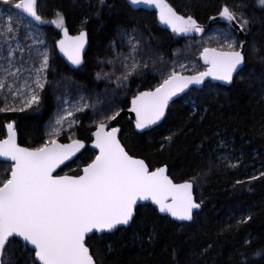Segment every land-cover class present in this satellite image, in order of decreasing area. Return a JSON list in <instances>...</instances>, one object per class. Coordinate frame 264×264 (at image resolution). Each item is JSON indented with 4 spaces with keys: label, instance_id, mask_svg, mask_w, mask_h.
Listing matches in <instances>:
<instances>
[{
    "label": "snow or ice",
    "instance_id": "snow-or-ice-1",
    "mask_svg": "<svg viewBox=\"0 0 264 264\" xmlns=\"http://www.w3.org/2000/svg\"><path fill=\"white\" fill-rule=\"evenodd\" d=\"M3 3L12 5L31 17L32 20L28 22L31 29L38 30L37 25L45 23L54 24L61 29L63 37L56 41L60 52L73 65L83 64L88 32L82 29L76 35H70L63 12L57 10L54 19L46 21L38 12V0H3ZM98 3L112 11L105 0H98ZM258 4L264 9V0H258ZM126 5L128 11H139L137 6L140 5L155 8L159 21L177 34L205 31L193 15L180 14L168 0H126ZM97 15L100 13L97 12ZM218 15L229 25L237 26L241 33H250L252 21L245 14L242 5L230 7L224 4ZM8 21L4 30L0 31V38L5 43L11 39L8 34L18 31L12 26L11 15L8 16ZM16 23L19 24L20 21L17 20ZM136 32L135 28L131 31L127 27L118 28L121 41L130 46V53L123 59L132 60L131 65L124 63L127 71L119 78L122 82L127 81L129 75L142 66L136 60V53L142 43ZM27 38L26 36L25 39ZM221 39L223 43H219ZM217 41V47H204L200 53L204 62L203 71L185 75L183 64L179 65L180 71L173 66L163 74L155 87L139 91L132 97L130 111L135 114V129L141 130L138 135L143 130H151L153 125L166 118L170 104L176 103L174 98H181V94L188 98L191 117L199 116L203 121L210 108L198 104L192 99L191 93L207 94L206 88L222 87L206 84L207 78L222 81L228 86H234L237 77L243 80L242 74L248 66L249 46L246 40L237 39L233 29L229 28L217 36ZM33 43L42 44L43 41L33 40ZM251 51L253 54L258 51L254 43ZM16 52L20 53V66L15 61ZM24 53L25 48L19 42L15 48L9 44L7 49H0V66L6 65L0 67V93L7 90L13 97H23L22 106L16 108L7 103L6 96L5 106L0 107V112H23L41 103V91L49 83V50L36 49L33 52L29 47L28 60L35 65L38 59L39 66L27 69L23 67L27 63ZM260 59L264 60V56ZM161 63H164L163 58ZM143 67L147 65L144 64ZM22 72H28L30 77L34 74V79L31 82L23 79V83L17 86V81L22 79ZM9 77L14 79L9 82ZM261 80L264 81V74ZM62 102L68 103L67 99ZM86 107L89 105L78 106L75 110L82 111ZM72 116L71 110L60 114L51 131L47 133V139L35 147L21 146L17 142L16 121L6 125L7 135L0 139V163L8 165L3 170L4 175L0 176V264H104V250L113 251L110 237L117 232L131 230L135 240L144 242L145 237L138 227L141 223L140 212L147 207L142 202L150 201L158 213L181 222H194L198 215L194 210L202 208L203 199L197 200L194 195L197 176L200 174L176 182L169 174L167 164L155 167L146 158L132 154L129 147L122 142L120 126H110L109 123L116 121L120 111L112 112L111 115L105 114L95 122L96 129L92 133L94 139L91 142L95 154L90 162L84 163L77 174H58L57 170L62 165L67 166L65 162L71 161L86 146L84 140L71 136L69 143H62L58 139L66 118ZM76 122L73 119L68 126L71 127ZM175 135L177 132L165 137V143H161L160 148L163 149L165 144L170 146ZM202 148L203 144L198 147V151ZM227 148V142L221 138L217 145L219 154L216 163L235 168L239 160L233 163L231 154L223 151ZM260 178H264V172L250 176L248 180L255 181ZM236 183L243 182L238 180ZM252 219L250 213H242L235 226L239 228ZM186 226L188 225H180ZM232 227L233 225L226 224L222 231L231 230ZM157 238L158 233L153 227L146 239L151 243ZM244 243L250 244L251 240L245 239ZM211 247L208 244L201 254H206ZM261 254H264V248L256 253ZM240 255V264H256L243 253Z\"/></svg>",
    "mask_w": 264,
    "mask_h": 264
},
{
    "label": "trees",
    "instance_id": "trees-1",
    "mask_svg": "<svg viewBox=\"0 0 264 264\" xmlns=\"http://www.w3.org/2000/svg\"><path fill=\"white\" fill-rule=\"evenodd\" d=\"M168 2L180 14L193 15L201 24H207L217 16L224 4L230 7L242 5L252 21L251 31L246 33L248 66L242 74L243 80L237 77L234 86L206 88L207 94L192 92L198 104L210 108L203 121L199 116L191 117V108L182 97L170 106L160 126L139 135L128 120L126 111L134 95L155 87L161 79L154 74L157 69L130 78L126 96L117 103L120 116L116 125L122 130V142L132 154L146 158L152 166L167 164L169 174L176 182L199 173L194 192L197 200L203 199L204 203L194 222L182 223L188 225L186 227H180L182 224L161 216L155 207L147 205L140 212L141 223L138 225L145 237L144 242L135 240L131 230L117 232L110 237L113 251L104 250V264H188L189 261L191 264H240L241 253L256 264H264V254L256 255L264 248V178L248 180V177L258 175L252 171L259 167H263L261 172H264V81L261 80L264 60L260 59L264 56V9L258 0ZM105 3L111 6L112 11L99 5L98 0H39V13L46 21L52 20L59 10L64 13L71 34L83 29L88 32L89 38L85 64L78 70H72L56 49L60 33L53 27H45L53 48L49 81H70L84 91L102 92L105 84L98 81L97 73L102 69L101 62L112 53L119 27L140 30L147 39L148 47L167 60H172L176 50L185 42L198 39L183 38L160 28L154 12L128 11L126 0H105ZM216 26L228 27L225 23H216L212 28ZM253 43L258 49L255 54L251 51ZM41 96L39 106L23 112H0V139L6 136L7 123L14 120L18 142L22 146L35 147L46 140L45 128L57 105L50 85L42 90ZM94 129L95 126L91 127L87 119L80 124L76 130L77 139L84 140L87 147L59 174H77L71 172L74 164L90 162L94 157L95 152L88 147ZM173 132H177L174 142L170 146L165 144L161 149L164 138ZM221 138L242 154L237 167L217 165V145ZM59 140L64 143L70 141L68 136ZM201 144L203 148L198 151ZM6 167L7 164L0 163V176L4 175ZM238 180L243 183L237 184ZM245 212L250 213L253 219L237 228L235 222ZM226 224L233 227L222 231ZM153 227L158 238L149 243L146 237ZM245 239H250L251 243L246 245ZM208 244L212 247L202 255Z\"/></svg>",
    "mask_w": 264,
    "mask_h": 264
},
{
    "label": "rangeland",
    "instance_id": "rangeland-1",
    "mask_svg": "<svg viewBox=\"0 0 264 264\" xmlns=\"http://www.w3.org/2000/svg\"><path fill=\"white\" fill-rule=\"evenodd\" d=\"M39 7L40 4L38 0V12H40ZM9 15L12 16V26L18 31L8 34L11 39H9L7 43H5L4 39L0 38V49H7L9 44H11L12 48H15L16 43L19 42L21 46L25 48L24 59L27 61V63H24L23 67L26 69L33 66H39L38 59L36 60L35 65H33L31 60H28L29 47L33 49V52L36 49L43 51L45 48H47L49 50L51 60L53 48L51 42L46 36L44 29L45 27L50 26L55 28L58 32H61L62 30L51 23H45L42 25L38 24V30L31 29L28 27V22L31 21L32 18H28L21 10L15 9L12 5L4 4L3 0H0V31H3L5 26L9 23ZM17 20L20 21L19 24L16 23ZM32 23L35 24L36 22L32 21ZM229 28V26H216L212 28L208 33H206L203 37L198 39H191L185 42L180 49L176 50L172 60H167L163 56L157 54L154 49L148 47L145 35L140 30L136 29V35L142 41L140 49L138 53H136V60L139 61L142 66L135 72H132L131 75H129L128 80L123 82L119 78L122 77V74L127 71L124 67V63L131 65L132 60L129 59L128 61H124L123 57L130 53V46L126 42L121 41L120 37L118 36L116 41L113 43L112 53L110 57L101 62L102 69L100 71V76H97L98 81L105 84V88L102 92H87L82 90L80 87L73 85L70 81H49L47 77L49 83H47L45 87L47 85H50L53 88V95L56 100L57 106L54 115L51 117L45 128V139H47V133L51 131V127L54 125L55 120L65 110L73 111V116L66 118L58 139H60L62 136H68V138L71 136L72 138L77 139L76 130L85 119L89 120L91 127L95 126L96 128L95 122L100 120L103 115H111L112 112L119 111L117 103L119 100L123 99L126 96L128 90V82L130 81L131 77L137 76L138 74L152 72L157 69V73L154 74H157L160 79H162L163 74H166V72L173 66L176 67L177 71H180V64H183L185 66L184 74H193L195 71H203L204 65L202 64L200 59L201 51L204 47H217V36L220 33L226 32ZM234 35L237 39H239L236 33H234ZM26 36L28 37L27 39H25ZM33 40L43 41V43H33ZM219 43H223V40L221 39ZM4 54L6 55V52ZM161 58H163L164 63H161ZM15 61L17 63V66H20L19 52H16L15 54ZM109 61H112V63H109ZM144 64H146L147 67H143ZM50 70L51 67L48 73L50 72ZM20 75L22 79L17 81V86L23 83V79H29L30 82L32 79H34V74L30 77L28 72H22ZM8 79L9 82H11L14 77H9ZM6 96L8 104L14 105L16 108L22 106L23 97H13L7 93V90H5L4 92L0 93L1 107L5 106ZM191 96L192 99L195 100V95H192L191 93ZM58 97H60V99H58ZM81 97H83V99H81ZM64 99H67L68 103H63L62 101ZM184 99L185 103L189 104L187 102L188 98L184 97ZM84 104L89 105V107L83 108L82 111L75 110L76 107H82ZM73 119H75L77 122L69 127V121ZM224 152L225 154H231L233 163L242 158V154L240 153V151L238 152L235 148H233V146H230L229 144L228 148L224 149ZM83 164L84 163H82L81 161L77 162L76 164H74L75 166L72 169L73 171L71 172H78L79 169L82 168ZM219 165H224V163H220ZM262 169L263 167H259L258 169L252 171V173L259 174Z\"/></svg>",
    "mask_w": 264,
    "mask_h": 264
},
{
    "label": "water",
    "instance_id": "water-1",
    "mask_svg": "<svg viewBox=\"0 0 264 264\" xmlns=\"http://www.w3.org/2000/svg\"><path fill=\"white\" fill-rule=\"evenodd\" d=\"M137 7H138L140 10H144V11H148V12H154V13L156 14L157 21H158V24H159L160 28H162V29H164V30H167V31H169V32H171V33H174V32H172L171 28H170L168 25L163 24V23H161V22L159 21L158 13H157V10H156L155 8H150V7H147V6H144V5H140V6H137ZM24 15L27 16L26 13H24ZM27 17H28V16H27ZM214 17H215V19H212V18H213V17H212V18L208 21L207 24H201V23H200V24L204 27V29H205V31H204L203 33H187V34H183V33H181V34H177V33H176V34L179 35L180 37H183V38H201V37H203V36H204V35H205V34H206V33L212 28V26L215 25L216 23H225V24H227L230 28H232V29L237 33V36H238L239 39H245V40H246V33H241L240 31H238V30H237V26H235V25H229L228 22L225 21V20H223L219 15L214 16ZM28 18H31V17H28ZM69 34H70V35H76V34H71L70 32H69ZM62 37H63V32L61 31V32H60V38H59V39H61ZM88 48H89V38H88V42H87V44L85 45L84 52H83L84 62H83L82 65H80V66H76V65H73V64L67 59V57H66L62 52H60L59 47L56 45V49H57V52H58L59 56L63 59V61L65 62V64H66L70 69H72V70H78V69H80V68L85 64V59H86V54H87ZM200 59H201L202 64L204 65V62H203V59H202L201 56H200ZM185 75H191V74H185ZM208 82H210L211 84H215V85H222V86H224V87H230V86L224 84V82H222V81H214V80H211V78H207V80H206V84H207ZM182 97H184L183 94H181V98H182ZM181 98H174V100L177 101V100H179V99H181ZM171 105H172V104H170V106H171ZM130 108H131V101H130V106H129V108H128V110L126 111V114H127V116H128V120H129L130 122H132V123H133V126H134V116H135V114H134L133 112L130 111ZM169 108H170V107H169ZM167 114H168V112H167ZM167 114H166V116H167ZM116 120H117V119H116ZM164 120H165V118H164L162 121L158 122L157 125H153V126H152V129H154V128L160 126V125L164 122ZM109 123H110V126H116V121H111V122H109ZM95 129H96V128H95ZM95 129L93 130V132L95 131ZM134 129H135V126H134ZM152 129H151V130H152ZM151 130H148V129L143 130V133L149 132V131H151ZM135 131H136L137 133H140L141 130H137V129H135ZM16 132H17V131H16ZM93 132H92V133H93ZM143 133H142V134H143ZM6 135H7V128H6ZM92 139H94L93 136H92ZM17 142H18V133H17ZM60 142H61V141H60ZM69 142H70V141H69ZM69 142H65V143H69ZM18 143H19V142H18ZM62 143H64V142H62ZM85 145H86V146H85L84 149H81V151H80L79 153H77L76 156L73 157L71 161H66L65 164H66V165H69V164H71L72 162H74V161L79 157V155L82 154L83 151L86 149L87 144L85 143ZM21 146H22V145H21ZM88 147H89L91 150H93V151L95 152V150L92 148V143H90ZM64 167H66V166L62 165V166H61V169L64 168ZM61 169H58V170H57V173H58V174H59V172H60ZM60 175H63V174H60ZM194 191H195V188H194ZM194 195H195V192H194ZM142 203H144L145 205H152L150 201H146V202H142ZM152 206L155 207L154 205H152ZM155 208H156V207H155ZM156 210H157V209H156ZM194 211H195L196 213H200V212L202 211V208L199 209V210H194ZM157 212H158V210H157ZM159 214H160V213H159ZM160 215H161V216H164V217H168L166 214H160ZM168 218H170V219L173 220V218H171V217H168ZM173 221H174V220H173ZM175 222L180 223V224H182V223H191V222H187V221H185V222L175 221Z\"/></svg>",
    "mask_w": 264,
    "mask_h": 264
},
{
    "label": "bare ground",
    "instance_id": "bare-ground-1",
    "mask_svg": "<svg viewBox=\"0 0 264 264\" xmlns=\"http://www.w3.org/2000/svg\"><path fill=\"white\" fill-rule=\"evenodd\" d=\"M78 33V32H77ZM77 33H75V34H77Z\"/></svg>",
    "mask_w": 264,
    "mask_h": 264
},
{
    "label": "flooded vegetation",
    "instance_id": "flooded-vegetation-1",
    "mask_svg": "<svg viewBox=\"0 0 264 264\" xmlns=\"http://www.w3.org/2000/svg\"><path fill=\"white\" fill-rule=\"evenodd\" d=\"M60 33V32H59Z\"/></svg>",
    "mask_w": 264,
    "mask_h": 264
}]
</instances>
